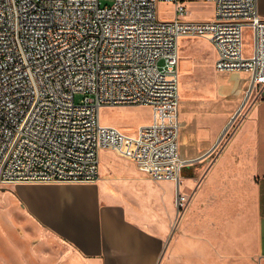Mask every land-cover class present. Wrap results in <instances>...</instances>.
Listing matches in <instances>:
<instances>
[{
    "label": "built area",
    "instance_id": "2783aa9c",
    "mask_svg": "<svg viewBox=\"0 0 264 264\" xmlns=\"http://www.w3.org/2000/svg\"><path fill=\"white\" fill-rule=\"evenodd\" d=\"M205 1L213 5L208 21L188 20L180 0H0V187L92 184L101 153L111 151L152 180L173 182L180 217L188 204L180 187L181 40L207 39L216 72L247 73L246 102L264 92L257 0ZM161 2L174 4L173 20L159 19ZM137 105L150 107L153 121L134 135L101 124V109Z\"/></svg>",
    "mask_w": 264,
    "mask_h": 264
},
{
    "label": "crops",
    "instance_id": "0c3cea01",
    "mask_svg": "<svg viewBox=\"0 0 264 264\" xmlns=\"http://www.w3.org/2000/svg\"><path fill=\"white\" fill-rule=\"evenodd\" d=\"M257 9L264 18V0ZM219 76L216 86L192 79L180 99V187L188 204L179 218L173 182H156L108 151L95 183L0 192L1 223L53 240L0 246V264H158L172 256L175 219L176 264H264V94L246 102L247 73Z\"/></svg>",
    "mask_w": 264,
    "mask_h": 264
},
{
    "label": "rangeland",
    "instance_id": "374dc122",
    "mask_svg": "<svg viewBox=\"0 0 264 264\" xmlns=\"http://www.w3.org/2000/svg\"><path fill=\"white\" fill-rule=\"evenodd\" d=\"M183 1L189 12L188 20L191 21H208L213 17V5L205 0H180ZM113 0H102L104 5H111ZM157 14L160 20L170 21L175 16V6L173 3L161 2L157 4ZM252 33L249 29L244 33V44L246 53L248 54L252 46ZM180 97H184L189 90V82L194 80H203L208 84L216 86L222 81L219 72L214 69L215 52L211 44L204 38H185L180 42ZM187 61L190 62V67H186ZM244 79V78H243ZM264 94V92H263ZM83 95H76L75 102L79 104ZM242 108L240 111L243 112ZM239 115V116H240ZM100 121L104 126H113L121 128L127 134L133 135L141 126L150 124L153 121V111L147 106H117L105 107L101 109ZM236 126L235 123L231 125ZM108 151L101 154V159L110 157ZM119 157V156H118ZM13 192V188L3 185L0 187L1 194ZM179 218V216H177ZM6 225L0 222V246H7L15 243L22 246L24 249H29L36 241L53 242V240H45L40 236V233L34 232L27 227L22 228L23 231H18L9 221H5ZM168 248L173 249L172 256L166 257L164 262L158 264H176V219L172 225L171 233L167 239ZM168 250V249H167ZM167 250L165 254H167ZM53 258H57L55 253H51ZM164 254V255H165ZM12 257V256H10ZM27 260L32 259L28 254L25 256Z\"/></svg>",
    "mask_w": 264,
    "mask_h": 264
},
{
    "label": "water",
    "instance_id": "95a60500",
    "mask_svg": "<svg viewBox=\"0 0 264 264\" xmlns=\"http://www.w3.org/2000/svg\"><path fill=\"white\" fill-rule=\"evenodd\" d=\"M239 115V112L233 117L232 122L236 119V117Z\"/></svg>",
    "mask_w": 264,
    "mask_h": 264
},
{
    "label": "bare ground",
    "instance_id": "6f19581e",
    "mask_svg": "<svg viewBox=\"0 0 264 264\" xmlns=\"http://www.w3.org/2000/svg\"><path fill=\"white\" fill-rule=\"evenodd\" d=\"M179 67H180V66H179ZM236 78H237V80H238L239 77H235L234 79H236ZM119 129H121V128H119ZM133 135H134V134H133Z\"/></svg>",
    "mask_w": 264,
    "mask_h": 264
}]
</instances>
